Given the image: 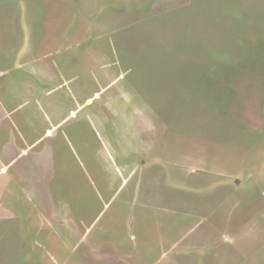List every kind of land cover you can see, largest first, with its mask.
<instances>
[{"label": "rangeland", "instance_id": "1", "mask_svg": "<svg viewBox=\"0 0 264 264\" xmlns=\"http://www.w3.org/2000/svg\"><path fill=\"white\" fill-rule=\"evenodd\" d=\"M5 112L0 264H264V0H0Z\"/></svg>", "mask_w": 264, "mask_h": 264}, {"label": "crops", "instance_id": "2", "mask_svg": "<svg viewBox=\"0 0 264 264\" xmlns=\"http://www.w3.org/2000/svg\"><path fill=\"white\" fill-rule=\"evenodd\" d=\"M7 114H8V112H5L4 114H0V131L1 132L2 131L5 132V130H8L7 125H5V123H3V120H2V116L7 115ZM8 136H10L9 133H8ZM27 146L29 147L30 145H27ZM1 154H2V156H1ZM1 154H0V189L1 190L5 189L4 191H6V188L9 185V182L11 181V178H12L8 174L9 165H10L9 163L11 162V160H8V161L2 160L7 154H5V153H1ZM24 168H22L21 170H23ZM1 201H2V198H0V203H1Z\"/></svg>", "mask_w": 264, "mask_h": 264}]
</instances>
